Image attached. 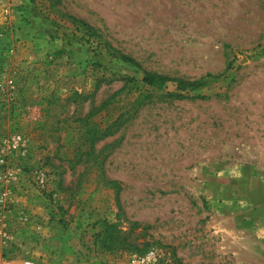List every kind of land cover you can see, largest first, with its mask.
Returning <instances> with one entry per match:
<instances>
[{
  "label": "rangeland",
  "instance_id": "rangeland-1",
  "mask_svg": "<svg viewBox=\"0 0 264 264\" xmlns=\"http://www.w3.org/2000/svg\"><path fill=\"white\" fill-rule=\"evenodd\" d=\"M148 254L264 264V0H0V264Z\"/></svg>",
  "mask_w": 264,
  "mask_h": 264
},
{
  "label": "trees",
  "instance_id": "trees-1",
  "mask_svg": "<svg viewBox=\"0 0 264 264\" xmlns=\"http://www.w3.org/2000/svg\"><path fill=\"white\" fill-rule=\"evenodd\" d=\"M82 23V22H81ZM85 27L87 28V26L85 25ZM124 60H126V58H123ZM143 83L147 84V85H157L160 84L162 85L163 83L167 82V81H172L176 83V88L177 90L180 91H184L185 89H189L192 88L194 86H198L199 84H196L195 82H189V81H182V80H173L171 78H168L166 76H160V75H148V74H144L143 78H142ZM169 97H174V98H181L182 96L180 94H168Z\"/></svg>",
  "mask_w": 264,
  "mask_h": 264
},
{
  "label": "built area",
  "instance_id": "built-area-1",
  "mask_svg": "<svg viewBox=\"0 0 264 264\" xmlns=\"http://www.w3.org/2000/svg\"><path fill=\"white\" fill-rule=\"evenodd\" d=\"M154 261V256L153 254H148L147 256H145L144 258H141L138 263L140 264H148ZM28 264V263H27Z\"/></svg>",
  "mask_w": 264,
  "mask_h": 264
}]
</instances>
